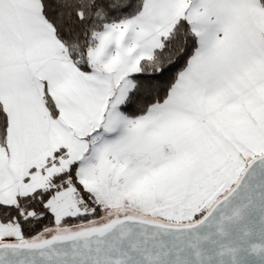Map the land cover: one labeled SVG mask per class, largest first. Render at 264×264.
Instances as JSON below:
<instances>
[{
	"label": "snow or ice",
	"instance_id": "snow-or-ice-1",
	"mask_svg": "<svg viewBox=\"0 0 264 264\" xmlns=\"http://www.w3.org/2000/svg\"><path fill=\"white\" fill-rule=\"evenodd\" d=\"M0 264H264V0H0Z\"/></svg>",
	"mask_w": 264,
	"mask_h": 264
}]
</instances>
